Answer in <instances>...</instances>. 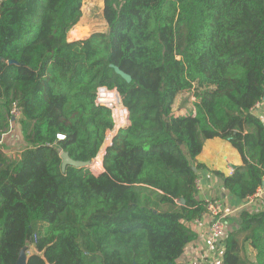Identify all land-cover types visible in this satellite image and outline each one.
I'll use <instances>...</instances> for the list:
<instances>
[{
  "label": "trees",
  "instance_id": "trees-1",
  "mask_svg": "<svg viewBox=\"0 0 264 264\" xmlns=\"http://www.w3.org/2000/svg\"><path fill=\"white\" fill-rule=\"evenodd\" d=\"M84 2L0 6V135L16 105L26 143L18 159L0 152V264L31 246L27 264H187L192 225L208 213L193 170L205 169V142L226 140L241 155L232 176L214 173L234 197L263 186L264 0H103L106 31L69 42ZM102 86L118 92L129 125L103 174L63 171L62 153L91 163L113 129L95 103ZM185 92L195 114L176 116ZM236 225L221 264H264V209L242 211Z\"/></svg>",
  "mask_w": 264,
  "mask_h": 264
},
{
  "label": "crops",
  "instance_id": "crops-1",
  "mask_svg": "<svg viewBox=\"0 0 264 264\" xmlns=\"http://www.w3.org/2000/svg\"><path fill=\"white\" fill-rule=\"evenodd\" d=\"M77 26L88 28L82 21H80ZM89 30L92 34V28H89ZM75 36V34H71V36L69 35L70 40L68 41L73 42L81 39L80 37L75 38ZM256 113L264 121V105H259ZM176 116L185 115L177 113ZM20 119L21 114L16 120L11 122L9 130L0 135V152L4 155V157L18 159L20 158L21 153L26 149V143L24 141L19 123ZM197 159L198 162L204 165L205 168L197 171L199 175L197 185L199 184L201 186V189H198V199L203 202L206 200H220L225 203L226 209L229 211V215L225 221L228 228V234L231 230L238 228L236 221L242 211L247 210L249 212L256 213L264 209V203H245L246 201L242 202L234 197L224 188L221 179L214 174L215 172H220L225 174L227 177L232 176L234 170L243 165L241 155L230 142L220 138L206 141L203 151ZM203 220L206 224H209L212 219L206 215ZM192 229L198 232L199 237L196 241L187 245L182 261L187 263L192 260H197L198 258L206 257V259L209 260L213 257V259L217 258L219 260V264H221V259L225 251L224 246H217L213 249L209 245L207 230L199 229L196 224L192 225ZM30 248L32 249L31 254L38 253L34 246H31ZM249 254L253 257L251 260H254V251L250 250Z\"/></svg>",
  "mask_w": 264,
  "mask_h": 264
},
{
  "label": "built area",
  "instance_id": "built-area-1",
  "mask_svg": "<svg viewBox=\"0 0 264 264\" xmlns=\"http://www.w3.org/2000/svg\"><path fill=\"white\" fill-rule=\"evenodd\" d=\"M2 0H0L1 6ZM95 103L98 106H104L111 111L113 119V129L106 131L103 147L107 150L113 146L114 140L119 135L120 131L125 129L129 125V110L123 103V100L119 96L116 90H111L107 87H99L96 92ZM21 112L14 106L12 115L13 120H16L20 116ZM59 140H64L66 137L64 135H58ZM103 147L97 156V158L90 163L89 168L95 175H101L105 172L104 169V157L107 150H103ZM198 189L201 186L197 185ZM264 203V179L263 186L258 189L255 195L249 197L245 203ZM207 203V216L211 217V222L206 224L204 220L196 221V225L199 229L207 230L208 241L210 247L213 249L217 246H224L223 242L228 235V228L225 223L226 218L229 215V211L226 209L225 203L220 200H206ZM207 226V227H206ZM221 244V245H220ZM219 264L217 258L211 257L207 260L206 257L198 258L197 260H192L187 262V264Z\"/></svg>",
  "mask_w": 264,
  "mask_h": 264
},
{
  "label": "rangeland",
  "instance_id": "rangeland-1",
  "mask_svg": "<svg viewBox=\"0 0 264 264\" xmlns=\"http://www.w3.org/2000/svg\"><path fill=\"white\" fill-rule=\"evenodd\" d=\"M103 5V0H85L83 5V17L81 21L88 28H82L80 26L74 27L67 36L68 40H70L69 35L71 36V34H75V38H82L87 35H89V38L95 32H105L107 27L102 13ZM89 28H92V34L90 33ZM176 100L177 103L175 102L176 105H174V113H180L183 115L195 113L196 100L192 92L182 93ZM89 165H87L88 168ZM31 253L32 249L28 248L25 252L26 257H28ZM251 259H253V257H251Z\"/></svg>",
  "mask_w": 264,
  "mask_h": 264
},
{
  "label": "water",
  "instance_id": "water-1",
  "mask_svg": "<svg viewBox=\"0 0 264 264\" xmlns=\"http://www.w3.org/2000/svg\"><path fill=\"white\" fill-rule=\"evenodd\" d=\"M11 63V62H10ZM111 67L114 69V71L116 72V74H118L120 77H122L126 82L131 83L132 82V77L125 73L124 71H122L119 67L115 66V65H111ZM103 150H107L106 147H103ZM63 163H62V169L63 171L66 169L67 166H74V167H78V168H88L87 165H89L90 163H83V162H77L74 161L73 159L70 158L68 153H62L61 155ZM194 172L197 173V169L193 168ZM28 249V247L24 248L21 253H20V257L19 260L17 262V264H27L28 262V257H26L25 252Z\"/></svg>",
  "mask_w": 264,
  "mask_h": 264
}]
</instances>
